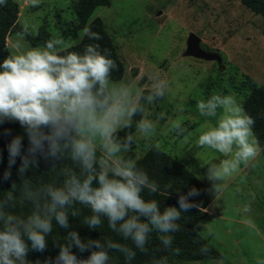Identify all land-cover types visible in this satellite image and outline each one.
<instances>
[{
    "label": "clouds",
    "instance_id": "obj_1",
    "mask_svg": "<svg viewBox=\"0 0 264 264\" xmlns=\"http://www.w3.org/2000/svg\"><path fill=\"white\" fill-rule=\"evenodd\" d=\"M6 2L0 0V5ZM30 2L38 7L42 0ZM33 34L25 22L22 31L16 33L14 51L0 62V124L18 122L28 139L26 151L22 135L7 145L8 168L0 182L11 180L12 168L19 158L17 174L21 183L19 195L18 184L13 181L0 198V264H31L29 253L46 251L49 236L59 247L55 264H110L111 252H119L132 261L135 250L148 252L153 233L159 234L162 245L170 249L173 234L181 230L178 222L182 212L199 207L189 197L203 191L217 196L222 182L257 157L255 121L235 97L213 93L206 100H198L199 114L216 123L201 131L197 145L225 158L218 164L206 165V178L214 182L211 188L193 186L179 195V209L167 207L161 211L157 199L143 195L145 191L150 196L159 194V183L150 179L134 159L123 155L132 151L135 137L128 133L121 139L119 135L132 127L137 115L141 118L136 128L145 138L155 136L157 125L144 117L143 106L128 85L112 78L113 72L119 70L116 61L101 52L98 44L86 45L82 53L69 51L71 46L62 37L22 50L25 37ZM84 34L90 39H101L87 28ZM168 87L167 81H156L147 99L151 102L164 98ZM170 129L185 141L191 135L181 117L170 121ZM149 147L161 149L158 142ZM41 158L51 162L50 170L59 168L60 182L33 185L27 173L39 169ZM2 159L0 153V162ZM66 159L72 166H61ZM165 187L171 189L172 185ZM18 205H30L31 210L12 211ZM84 209L90 214L83 215ZM70 217H82V225L89 230H99L107 220L109 229L130 241L134 248L112 239L82 238L79 231L69 230ZM57 227L67 232L63 243L53 235ZM74 248L90 255L81 258ZM155 264H168L167 257Z\"/></svg>",
    "mask_w": 264,
    "mask_h": 264
},
{
    "label": "rangeland",
    "instance_id": "obj_2",
    "mask_svg": "<svg viewBox=\"0 0 264 264\" xmlns=\"http://www.w3.org/2000/svg\"><path fill=\"white\" fill-rule=\"evenodd\" d=\"M13 1L19 10L16 27L6 38L9 52L14 51L16 33L22 31L25 22L34 34L25 37L22 50L32 48L26 38L37 34L43 45L54 37H62L72 48L85 47V43L100 47L109 43L120 63L122 75L116 80L128 85L143 106L144 117L157 125L155 136L145 138L136 128L140 115L133 117L132 127L122 130L135 137L132 151L123 155L134 159L138 166L147 158L158 163L171 158L184 167L185 176H194L202 190L212 187L214 182L206 178V165L218 164L225 157L197 145L201 131L216 123L199 114L197 101L206 100L213 93L232 95L256 121L254 112L245 109L244 103L252 97V87L264 89L262 14L252 12L240 0H107L103 6L94 5L92 0H42L38 7H33L30 0ZM86 28L101 39H90L84 34ZM190 33L200 38L202 49L217 53L220 62L186 56ZM160 79L169 84L166 94L150 102L147 96ZM177 117L182 118L187 133H191L187 141L170 129V121ZM260 117H264V112ZM5 123L0 124V130ZM119 135L122 139L121 132ZM254 135L259 145L257 157L222 182L217 196L206 191L198 195L208 205L196 208L205 215L194 226V232L218 258L167 261L168 264H264V158L260 138L255 131ZM157 142L161 145L159 151L149 147ZM147 164L148 161L142 169L149 175ZM157 178L159 185L164 184L163 192L150 196L145 191L143 195L157 199L163 209L179 201L181 193H187L174 185L176 181L167 189L168 182ZM119 243L128 241L122 239ZM181 243L184 247L185 243ZM157 251L155 258L143 264H155L156 258L169 255L161 241Z\"/></svg>",
    "mask_w": 264,
    "mask_h": 264
},
{
    "label": "trees",
    "instance_id": "obj_3",
    "mask_svg": "<svg viewBox=\"0 0 264 264\" xmlns=\"http://www.w3.org/2000/svg\"><path fill=\"white\" fill-rule=\"evenodd\" d=\"M94 5L103 6L107 5V0H92ZM247 8H249L252 12L256 14H262L264 17V0H240ZM18 5L13 0H7L6 4L0 5V62H2L3 58L7 56L10 52L6 46V38L9 33H11L16 27L17 15H18ZM40 36L37 34L34 37H28L26 40L32 47H38L43 45L40 41ZM85 45H87L85 43ZM89 45V44H88ZM85 47L81 48H69V51L83 52ZM101 52H105L106 54H110V58L114 59L118 65L120 63L116 57V54L108 43L100 47ZM121 71H114L112 78L114 80L119 79L121 77ZM251 87V85H250ZM253 93L252 97L248 99L244 103L245 109L251 110L254 112L255 117L257 118L255 121V125L253 126V131L256 132V135L260 138L259 144L263 148L262 156L264 158V117H260L261 113L264 112V89L260 86L252 87ZM123 137L126 135V131H121ZM17 135L24 136V150L26 151L28 146V139L25 134V130L19 125L18 122H9L8 124H4V128L0 130V153H2V162H0V177L5 170L8 168V150L7 145L9 142ZM145 159V158H143ZM148 161L147 169L151 171L149 174L150 179H154L156 177L160 182H168V184H173L178 187H183L185 192H188V185H193L198 189L201 188V184L197 182L194 176L188 175L186 173L184 167L179 164L175 160H171V158H164L159 163L157 161L151 162L150 158H147L146 161H141L140 168L145 167V162ZM59 166V161L56 162ZM20 160L17 159V164L12 168V178L9 181L0 182V198H2L7 190H10L12 182H16L18 184L16 194L19 195L21 178L17 174V168L19 167ZM61 166H72L70 160H65L63 165ZM51 162H46L43 158L40 159L39 169L35 172L27 173V176L30 178L33 185H38L40 182L49 183V182H60L61 178L59 176V168L55 170H50ZM50 170V171H49ZM185 171V172H184ZM172 180V181H171ZM156 181V180H155ZM171 181V182H170ZM157 182V181H156ZM162 185L160 184V188L162 191ZM163 192V191H162ZM202 194V193H201ZM200 194V195H201ZM145 197V196H144ZM146 199H150L145 197ZM196 203L200 209H204L207 207V201H203L204 198H198L195 196ZM201 199V200H200ZM191 201V200H190ZM171 207L180 208L179 201L173 202ZM31 210L30 205H25L24 207H20L19 205L13 209L17 213H27ZM88 209L83 210V215L90 214ZM161 207V211H163ZM204 213H202L199 209L193 208L188 212H182L181 220L178 222L181 225V230L174 235V240L171 245V248L167 249L169 255H167V261H199L204 259H216L214 250L209 246V244L203 240L200 236H198L194 232V226L204 217ZM82 217L72 218L70 217L71 229L69 230H77L79 231L82 238H91V239H112L116 242L122 240V237L112 232L107 224V220L104 221V224L99 230H89L87 226L82 225L81 223ZM67 234L64 229L54 228L53 235L57 236L60 239V243H63V237ZM157 233L152 234V238L148 245V252L141 253L139 250L136 251V256L132 261H127L125 257L119 252H111L110 255L112 260L110 264H143L145 262L150 261V259L155 258L158 255L157 244L160 242ZM185 243L183 247L182 243ZM175 243V244H174ZM128 244L134 248L130 241ZM174 244V245H173ZM179 250L178 253L176 250ZM74 252L81 258H87L90 255V252L80 253L77 249H73ZM59 253V247H57L52 240V237L48 238V248L44 252L31 251L28 255V260L31 261V264H55V258ZM164 257H158L157 260H160Z\"/></svg>",
    "mask_w": 264,
    "mask_h": 264
},
{
    "label": "water",
    "instance_id": "obj_4",
    "mask_svg": "<svg viewBox=\"0 0 264 264\" xmlns=\"http://www.w3.org/2000/svg\"><path fill=\"white\" fill-rule=\"evenodd\" d=\"M186 56H191L204 61H218L220 62V56L215 52H208L201 48L200 38L194 33H190L186 39Z\"/></svg>",
    "mask_w": 264,
    "mask_h": 264
},
{
    "label": "crops",
    "instance_id": "obj_5",
    "mask_svg": "<svg viewBox=\"0 0 264 264\" xmlns=\"http://www.w3.org/2000/svg\"><path fill=\"white\" fill-rule=\"evenodd\" d=\"M32 48H34V47H32ZM199 261H201V260H199Z\"/></svg>",
    "mask_w": 264,
    "mask_h": 264
}]
</instances>
